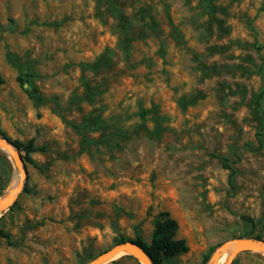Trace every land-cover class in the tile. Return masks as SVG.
Instances as JSON below:
<instances>
[{"label": "rangeland", "instance_id": "374dc122", "mask_svg": "<svg viewBox=\"0 0 264 264\" xmlns=\"http://www.w3.org/2000/svg\"><path fill=\"white\" fill-rule=\"evenodd\" d=\"M263 46L264 0H0V133L35 149L0 264L150 245L165 211L189 250L164 264L264 241ZM16 173L0 148V198Z\"/></svg>", "mask_w": 264, "mask_h": 264}, {"label": "water", "instance_id": "95a60500", "mask_svg": "<svg viewBox=\"0 0 264 264\" xmlns=\"http://www.w3.org/2000/svg\"><path fill=\"white\" fill-rule=\"evenodd\" d=\"M0 148L4 149L12 159L16 167V171L22 177V181L24 184V180L27 176V171L22 154L18 151L17 147L14 146L12 142L3 138L2 136H0ZM23 184L22 187L17 190L18 194L21 192L23 188ZM6 195L7 193L0 198V214L6 211L15 202L17 197L13 195H9V196ZM231 246L234 247V250L230 252L227 264H232L233 260L241 253H245V252L264 253V241L262 240L245 239V238L229 240L224 242L214 252L209 264H218L219 259H221L227 253L228 249ZM123 254H128L136 258V260L139 261L140 264H153L151 258L146 253V251L134 241H126L123 243L116 244L110 249L100 253L98 256L88 261L86 264H106L119 257V255H123Z\"/></svg>", "mask_w": 264, "mask_h": 264}, {"label": "trees", "instance_id": "16d2710c", "mask_svg": "<svg viewBox=\"0 0 264 264\" xmlns=\"http://www.w3.org/2000/svg\"><path fill=\"white\" fill-rule=\"evenodd\" d=\"M26 82L27 81L23 78H19V83L22 87L25 85ZM0 135L3 136V138L9 140L5 135H2L1 133ZM13 144L17 147L19 151H22V149L25 150V161L32 162V160L29 158V154L34 152L35 149L33 148L31 143L25 146L19 142H15ZM224 166L230 169L228 164H225ZM231 178L232 173L230 175V179ZM244 219L250 221L248 218ZM178 229V222L171 217L170 213L166 211L161 212L155 223V230L150 245L145 244L140 238H138L134 242L140 245L146 251V253L151 258L153 264H164L166 260L171 259L180 254L186 253L189 250L186 241L184 239L177 238ZM0 235L6 237V235L2 232H0ZM252 239L261 240V237L256 236ZM123 242L125 241H120V243ZM117 244H119V242Z\"/></svg>", "mask_w": 264, "mask_h": 264}, {"label": "bare ground", "instance_id": "6f19581e", "mask_svg": "<svg viewBox=\"0 0 264 264\" xmlns=\"http://www.w3.org/2000/svg\"><path fill=\"white\" fill-rule=\"evenodd\" d=\"M22 184H23L22 177L20 176L19 173H17L16 176H15V178H14V181H13V183H12V185H11L9 191H8V194L6 196H9V195L16 196L18 194L17 190L22 187ZM233 250H234V247L231 246L228 249L227 253L221 259H219L218 264H226L227 263V260L229 258V254Z\"/></svg>", "mask_w": 264, "mask_h": 264}]
</instances>
